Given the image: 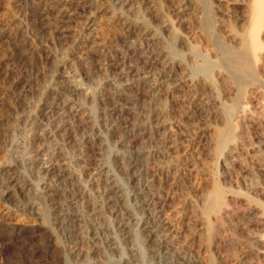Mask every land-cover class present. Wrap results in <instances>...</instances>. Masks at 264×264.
I'll list each match as a JSON object with an SVG mask.
<instances>
[{
  "label": "rangeland",
  "instance_id": "obj_1",
  "mask_svg": "<svg viewBox=\"0 0 264 264\" xmlns=\"http://www.w3.org/2000/svg\"><path fill=\"white\" fill-rule=\"evenodd\" d=\"M205 2L0 0V264H194L196 236L218 245L213 264L258 249L239 219L217 230L212 216L264 157V71L229 80L211 37H242L244 0Z\"/></svg>",
  "mask_w": 264,
  "mask_h": 264
},
{
  "label": "bare ground",
  "instance_id": "obj_2",
  "mask_svg": "<svg viewBox=\"0 0 264 264\" xmlns=\"http://www.w3.org/2000/svg\"><path fill=\"white\" fill-rule=\"evenodd\" d=\"M203 1V3L206 5V0H202ZM190 2V1H189ZM178 5V4H177ZM195 5V4H194ZM208 5V4H207ZM206 5V6H207ZM244 5H245V10H244V15L242 16V18H243V22H244V25H245V29H244V34L242 35H240V36H242L240 39H237L236 41H234V43H233V45L231 46V45H228V44H226L223 40H221V39H218V38H216V37H214L215 35H213L212 37H211V40H212V43H213V46H214V48H213V52L215 53V54H212L213 56L214 55H218V56H220L221 58V63L223 64V66H224V68L226 69V70H224V71H227L228 72V74H229V80L231 79L234 83H236V85H238L239 87L240 86H242L245 82H244V77H245V71H247V70H249L250 71V80L249 81H253L254 83H256V82H258V79H257V74H259L258 73V69H261L262 70V72L264 71V46H263V44L261 43V38L263 37V39H264V0H244ZM182 6H183V3L182 2H180L179 3V5H178V11L180 10V8H182ZM206 6H204L205 7V17H204V19H203V21H202V26H203V28L205 29V30H209V29H211L212 28V25H213V22H212V20H211V17L209 16V14H208V9H206ZM177 7V6H176ZM175 7V8H176ZM185 7V6H184ZM194 7V6H193ZM176 12V11H175ZM191 12V11H190ZM210 12H211V10H210ZM181 14H182V12H181ZM242 14V13H241ZM194 15H195V13H194ZM193 17V16H192ZM163 18V17H162ZM185 18V17H184ZM194 18V17H193ZM198 18V17H197ZM182 20H183V18H182ZM221 21V20H220ZM219 21V22H220ZM242 21V20H241ZM183 23H185L184 21H183ZM186 23H187V21H186ZM185 23V24H186ZM198 23V22H197ZM221 23V22H220ZM164 24V23H163ZM191 24V23H190ZM239 24V23H238ZM169 25V24H168ZM168 25H167V27H168ZM195 25H198V24H195ZM223 25V24H222ZM199 26V25H198ZM218 26H219V24H218ZM225 26V25H224ZM224 26H223V28H224ZM166 27V28H167ZM215 28H217V27H215ZM189 29V28H188ZM222 29V28H221ZM220 30V29H219ZM225 30V29H224ZM223 30V31H224ZM240 30H241V28H240ZM169 31H171V30H169ZM229 31V30H228ZM216 32V31H215ZM214 32V33H215ZM231 32V31H230ZM229 32V33H230ZM200 33V32H199ZM209 33V32H208ZM207 32H206V34H208ZM226 33V32H225ZM213 34V33H212ZM220 35V34H219ZM225 35V34H224ZM230 35V34H229ZM203 36V35H202ZM209 36V35H208ZM193 37V36H192ZM206 37V36H205ZM210 37V36H209ZM208 37V38H209ZM232 37V36H231ZM179 38H181V37H179ZM204 38V37H203ZM202 38V39H203ZM196 39H197V37H196ZM182 40H183V38H182ZM181 40V41H182ZM230 40H231V38H230ZM183 41H185V40H183ZM205 41V40H204ZM207 41V40H206ZM208 42V41H207ZM210 42V41H209ZM208 42V43H209ZM186 43V42H185ZM185 43H183V44H185ZM206 44V43H205ZM230 44V43H229ZM203 49V48H202ZM211 50V49H210ZM210 50H208V51H210ZM212 52V53H213ZM205 53H207V52H205ZM208 54V53H207ZM203 61V63L202 64H200L199 65V67L197 68V71H200V72H203V73H208L209 72V66H208V64H207V62L205 61V60H202ZM264 73V72H263ZM263 73H262V75H263ZM219 74V73H218ZM217 74V75H218ZM223 74V73H222ZM225 76V75H224ZM248 76V75H247ZM178 77V76H177ZM226 77V76H225ZM264 77V76H263ZM262 77V78H263ZM181 78V77H180ZM184 78V77H183ZM185 79V78H184ZM221 79V78H220ZM224 79V78H223ZM178 81H180V80H178ZM228 81V80H227ZM176 82V81H175ZM197 82V81H196ZM200 82V81H199ZM224 82V81H223ZM252 82V83H253ZM186 83V82H185ZM231 83V82H230ZM253 83V84H254ZM201 84H202V82H201ZM227 84V83H226ZM180 85V84H179ZM187 85V84H186ZM185 85V86H186ZM190 85V84H189ZM188 85V86H189ZM198 85V84H197ZM228 85V84H227ZM234 85V84H233ZM235 85V86H236ZM245 85V84H244ZM184 86V85H183ZM204 86V85H203ZM216 86V85H215ZM225 86V85H224ZM206 87H207V85H206ZM209 88H210V86H208ZM229 87V86H228ZM227 87V88H228ZM257 87V86H256ZM256 87H254V88H256ZM262 87V86H261ZM221 88V87H220ZM233 88V87H232ZM189 89H191L190 87H189ZM238 89V88H237ZM257 89V88H256ZM242 90V89H241ZM253 90V89H252ZM190 91V90H189ZM193 91V90H192ZM212 91V90H211ZM226 91V90H225ZM231 91V90H230ZM240 91V89L238 90V92ZM194 92V91H193ZM234 92V91H233ZM238 92H237V94H238ZM255 92H257V90L255 91ZM255 92H254V95H255ZM195 93V92H194ZM193 93V94H194ZM231 93V92H230ZM192 94V95H193ZM243 94V93H242ZM259 94H261V93H259ZM259 94H257L256 96H258ZM227 95V94H226ZM232 95V94H231ZM190 96V95H189ZM234 96V95H233ZM253 96V95H252ZM193 97V96H192ZM235 97H237V96H235ZM242 97V96H241ZM257 98V97H256ZM261 98V97H260ZM190 99V98H189ZM238 99V98H237ZM235 101V100H234ZM233 101V102H234ZM236 103V102H235ZM237 104V103H236ZM239 104H240V101H239ZM239 104H238V106H239ZM261 105H262V103H261ZM237 106V105H236ZM237 106V108H239ZM234 108V104H233V106H232V109ZM262 108H263V106H262ZM261 109V108H260ZM237 111H238V109H236ZM264 110V109H263ZM161 111V110H160ZM232 111V110H231ZM230 111V112H231ZM241 112H243V111H241ZM262 112V111H261ZM264 112V111H263ZM163 113V112H162ZM233 113H234V111H233ZM237 114V113H236ZM240 114V113H239ZM242 115H243V113H242ZM245 115V114H244ZM164 116V115H163ZM166 116H167V114H166ZM237 116V115H236ZM162 117V116H161ZM231 117V116H230ZM234 117V116H233ZM264 117V116H263ZM164 118H165V116H164ZM175 118V117H174ZM227 118V117H226ZM236 118V117H235ZM237 118H239L238 120V123H243L244 121H243V118L242 117H237ZM248 118V117H247ZM222 119V118H221ZM261 119V118H260ZM160 120H161V118H160ZM224 120H225V118H224ZM226 120H228V119H226ZM235 120V119H234ZM247 120H249V119H247ZM237 121V120H236ZM250 121V120H249ZM225 122V121H224ZM229 122V121H228ZM231 122V121H230ZM234 122V121H233ZM253 122V121H252ZM171 123H173V122H171ZM177 123V122H176ZM225 124V123H224ZM223 124V125H224ZM231 124V123H230ZM244 124V123H243ZM172 125V124H171ZM232 125V124H231ZM245 125V124H244ZM176 126V125H175ZM236 126H237V124H236ZM241 126V125H240ZM159 127V126H158ZM157 127V128H158ZM160 127H161V130L162 129H164V131H169L170 130V124H169V122L168 121H165V120H163V121H160ZM233 127H234V124H233ZM246 127V126H245ZM226 128H229V126L227 127L226 126ZM238 128H239V126H238ZM241 128H243V127H241ZM230 129H231V126H230ZM234 128H232V130H233ZM213 130V129H212ZM216 130V129H215ZM229 130V129H228ZM241 131H243L242 129H241ZM247 131V130H246ZM163 132V131H162ZM171 132V131H170ZM213 132V131H212ZM216 132H217V130H216ZM230 132H233V131H230ZM169 133V132H168ZM209 134V133H208ZM231 134V133H230ZM229 133H228V137H229V135H230ZM168 135V134H167ZM171 135V134H170ZM225 135V137H227ZM243 135V134H242ZM214 136H217L216 134L214 135ZM223 136H224V134H223ZM239 136H240V134H239ZM220 137V136H219ZM224 137V142H225V138ZM227 137V138H228ZM235 137V136H234ZM210 138V137H209ZM216 138V137H215ZM214 138V139H215ZM221 138V137H220ZM230 138V137H229ZM223 138H221L220 139V141L222 140ZM211 140V139H210ZM217 140V139H216ZM228 140V139H227ZM230 140H232L231 138L229 139V141ZM213 142V141H212ZM223 143V142H222ZM218 144V143H217ZM224 147H225V145H223ZM248 146V145H247ZM216 147V146H215ZM221 149V148H220ZM241 149V148H240ZM242 149H244V148H242ZM222 150V149H221ZM233 150V149H232ZM219 152H220V150H218ZM247 151V150H246ZM258 151V150H257ZM260 151V150H259ZM262 151V150H261ZM241 152V151H240ZM233 153V152H232ZM230 154H231V152H230ZM237 154V153H236ZM253 154V153H252ZM232 155H234V154H232ZM254 155V154H253ZM242 156V155H241ZM255 156V155H254ZM261 156V155H260ZM236 157V156H235ZM237 158L239 159V157L237 156ZM264 158V157H263ZM263 158H259V160H258V163L260 164V167L259 168H256L255 169V174L257 175L255 178H257L258 176H259V178L261 179V178H263L264 177V159ZM234 159V158H233ZM236 159V158H235ZM244 162V161H243ZM193 166V165H192ZM232 166V165H231ZM245 166H246V163H245ZM257 166V165H256ZM223 167H225V166H223ZM227 167V166H226ZM251 166H247L246 167V177H244V179H246V181H249V183H248V189H247V192H248V194H243V199L241 200V199H238V198H236V197H239L238 195L236 196V197H230L228 200H227V202H226V204H225V206L224 207H222V208H220L219 210H217L214 214H213V222H214V224L216 225V227H217V230L222 226V224L224 223L225 225H226V222L228 221H235V222H233V223H236V220L237 219H239L240 221H241V224H240V230L241 231H243V232H241V234L243 233V239L245 240V242H250V243H253V244H257L258 245V249L256 250V249H253L252 247H248V245L245 247V249H244V247H243V249H244V252H243V264H264V236L261 234V232H263L264 231V204H262L261 202L260 203H258L255 199H256V197H261V196H264V189H262V187L261 186H259V181H255L254 179V177H252L253 175H254V173L252 174V169L250 168ZM197 168V167H196ZM199 170V169H198ZM225 170V169H224ZM228 170V169H227ZM226 170V171H227ZM225 171V172H226ZM175 172V171H174ZM193 172V171H192ZM229 172V171H228ZM227 172V173H228ZM191 173V172H190ZM196 174V173H195ZM229 174V173H228ZM171 175V174H170ZM230 175V174H229ZM252 175V176H251ZM251 176V177H250ZM200 177V176H199ZM222 178V177H221ZM224 178V177H223ZM227 178V177H226ZM229 178V177H228ZM192 181H194V180H192ZM226 181V180H225ZM224 181V182H225ZM170 182V181H169ZM174 182H176V181H174ZM171 183V182H170ZM199 183V182H198ZM178 184V183H177ZM227 184V183H226ZM246 184V183H245ZM264 184V183H263ZM201 185V184H200ZM247 187V186H246ZM202 188V187H201ZM216 188V187H215ZM214 188V189H215ZM219 188H220V186H219ZM196 189V188H195ZM226 189H228L229 190V188L227 187ZM210 190H211V188H210ZM231 190V189H230ZM212 191V194H211V196L213 195V193L215 192V191H213V190H211ZM216 191H217V189H216ZM233 191V190H232ZM203 192V191H202ZM204 192H206V191H204ZM208 193L210 194V191H208ZM234 193V192H233ZM232 193V194H233ZM240 193V192H239ZM169 194V193H168ZM207 194V193H206ZM208 194V195H209ZM203 195H204V193H203ZM215 195L217 196V192L215 193ZM224 195H226V194H224ZM171 196V195H170ZM211 196L209 197V198H211ZM184 197V196H183ZM200 197H201V195H200ZM219 197V196H218ZM226 197V196H225ZM254 197H255V199H254ZM166 198V197H165ZM170 198V197H169ZM202 198V197H201ZM207 198V197H206ZM263 199V198H262ZM180 200V199H179ZM201 200V199H200ZM199 200V201H200ZM203 200V204H204V202L207 200H204V198L202 199ZM181 201V200H180ZM156 202V201H155ZM169 202V201H168ZM171 202V201H170ZM179 202V201H178ZM193 202V201H192ZM208 202V201H207ZM216 202H217V197H216ZM201 203H202V201H201ZM159 204V203H158ZM171 204V203H170ZM178 204V203H177ZM181 204V203H180ZM211 204V203H210ZM218 204V203H217ZM216 204V205H217ZM201 205V204H200ZM207 205H208V203H207ZM206 205V206H207ZM216 205H215V203H214V206L216 207ZM261 205H263V206H261ZM176 206V205H175ZM210 206H213V205H208V207H210ZM215 207H213V209H215ZM199 208V207H198ZM204 208H205V206H204ZM200 209V208H199ZM206 209V208H205ZM209 209V208H208ZM210 209H212V207L210 208ZM209 209V210H210ZM212 209V210H213ZM171 210V209H170ZM173 210V209H172ZM201 211H202V209H200ZM199 210V211H200ZM194 211H195V209H194ZM198 211V210H197ZM196 211V212H197ZM208 211V210H207ZM195 212V213H196ZM205 212V211H204ZM180 213V212H179ZM183 213V212H182ZM190 213V212H189ZM188 213V214H189ZM183 214H185V213H183ZM182 214V215H183ZM187 214V213H186ZM191 214H192V212H191ZM190 214V215H191ZM208 214V213H207ZM175 215V213H173V216ZM177 215H179V214H177ZM177 215H175V216H177ZM183 217V216H182ZM176 217H174V219H175ZM180 218V217H179ZM194 218V217H193ZM204 218H205V216H204ZM199 219L198 220V223H199V225L200 226H205L204 225V221L206 220V218L205 219ZM210 218V217H209ZM173 219V218H172ZM212 219V218H211ZM234 219H236V220H234ZM175 220H177V219H175ZM189 220V219H188ZM194 220V219H193ZM192 220V221H193ZM239 220H237L238 222H239ZM165 221V220H164ZM196 220H194V222H195ZM209 221V220H208ZM188 222V221H187ZM212 222V223H213ZM237 222V223H238ZM163 223V222H162ZM174 223V222H173ZM178 222L176 221V223H175V225L177 224ZM197 223V222H196ZM208 223V222H207ZM207 223H205L206 225H207ZM230 223V222H229ZM237 223L236 224H234V225H237ZM165 224H167L168 225V222L167 223H165ZM190 224V223H189ZM231 224V223H230ZM173 225V224H172ZM177 225H180V222L177 224ZM176 225V226H177ZM186 225V224H185ZM192 225V224H191ZM196 225V224H195ZM166 226V225H165ZM175 226V227H176ZM180 226H182V225H180ZM209 226V225H208ZM211 226H212V224H211ZM228 226H231V225H227V227ZM161 227V226H160ZM169 227V226H168ZM179 227V226H178ZM207 227V226H206ZM226 227V226H225ZM226 227V228H227ZM234 227V226H233ZM164 228V227H163ZM172 228V227H171ZM180 228V227H179ZM178 228V229H179ZM198 228V227H197ZM212 228V227H211ZM223 228V227H222ZM237 228V227H236ZM239 228H238V230H239ZM170 228H168V229H166L167 231L169 230ZM174 229V228H173ZM177 229V228H176ZM177 229V230H178ZM181 229V228H180ZM180 229L178 230V231H180ZM204 229V228H203ZM206 229V228H205ZM215 229V228H214ZM160 230V229H159ZM161 230H162V228H161ZM160 230V231H161ZM177 230H175V231H177ZM212 230V229H211ZM216 230V231H217ZM239 230V231H240ZM165 231V230H164ZM186 231V230H185ZM204 231V230H203ZM202 230L200 231V232H203ZM219 231H221V230H219ZM218 231V232H219ZM161 232H163V231H161ZM160 232V233H161ZM198 233H199V231H197ZM209 231H207V233H208ZM222 232H225V231H223L222 230ZM221 232V233H222ZM171 234H165L164 233V235H163V233L161 234V236H162V240H163V243H165V245L167 246V247H172V246H176V244L179 242L178 241V236H177V233L176 232H174V230H173V232H170ZM186 233V232H185ZM189 233V232H188ZM205 233V232H204ZM209 233H211V231L209 232ZM217 233V232H216ZM220 233V232H219ZM220 233V234H221ZM179 234V233H178ZM190 234V233H189ZM218 234V233H217ZM217 234L215 235V237L217 236ZM225 234V233H224ZM192 235H193V233H192ZM197 235V234H196ZM209 235V234H208ZM223 235V234H222ZM222 235H221V237H222ZM183 236V235H182ZM181 236V237H182ZM191 236V235H190ZM189 236V237H190ZM225 236V235H224ZM180 237V238H181ZM197 238H198V240L196 241L197 242V244H195V242H194V246L196 247V245H197V247L194 249L195 251H194V254L196 253V257H197V255H198V257H197V259H198V261H196L197 259H195V260H193V261H196L194 264H210L211 262H212V258H211V261H210V256L209 257H206L205 255L210 251V250H216V247L218 248V245H214L213 247H214V249H213V247L211 246L210 247V243L209 244H206L205 242H203V240L201 239V237L199 238L198 236H196ZM203 237V236H202ZM214 237V238H215ZM188 238V237H187ZM192 238V237H191ZM207 238V237H206ZM225 238V237H224ZM185 239V238H184ZM184 239H182V240H184ZM207 239H209V238H207ZM217 239H218V237H217ZM229 239V238H228ZM185 240H187V239H185ZM194 240V239H193ZM210 240V239H209ZM212 240H213V238H212ZM215 240V239H214ZM222 240V239H221ZM220 239H219V242L221 241ZM225 240V239H224ZM191 241V240H190ZM190 241H188V242H190ZM208 241V240H207ZM206 241V242H207ZM223 241V240H222ZM229 241H230V239H229ZM177 242V243H176ZM181 242V241H180ZM187 242V243H188ZM232 242V241H231ZM231 242H229V243H231ZM191 243V245L193 244L192 242H190ZM212 243H213V241H212ZM224 243V242H223ZM223 243H221L220 242V244L221 245H223ZM227 243H228V240H227ZM180 244V243H179ZM179 244H178V246H179ZM215 244H218V243H215ZM190 245V244H189ZM190 245V246H191ZM226 245V244H225ZM230 245V244H229ZM181 246H183V245H181ZM187 246H188V244H187ZM193 246V245H192ZM189 247V246H188ZM220 247V246H219ZM223 247V246H222ZM179 248H180V246H179ZM178 248V249H179ZM185 248V247H184ZM183 248V249H184ZM191 248V247H190ZM194 248V247H193ZM212 248V249H211ZM219 249V248H218ZM186 250V249H185ZM188 250V249H187ZM219 251V250H218ZM173 252H175V251H173ZM181 252V251H180ZM184 252V251H183ZM185 252H187V251H185ZM189 252H191L190 251V249H189ZM188 252V253H189ZM217 252V251H216ZM220 252V251H219ZM213 253H214V251H213ZM218 253V252H217ZM223 253V252H222ZM176 254V253H175ZM177 254H179V252L177 253ZM209 254V253H208ZM211 254V253H210ZM219 254V253H218ZM181 255V254H180ZM189 255H190V253H189ZM191 255H192V252H191ZM220 255V254H219ZM179 256V255H178ZM201 256H203V257H201ZM182 257H185V256H182ZM188 258V257H187ZM219 258V257H218ZM190 259V258H189ZM224 259V258H223ZM222 259V260H223ZM230 259V258H229ZM220 260H221V258H220ZM226 263V262H225ZM212 264H213V262H212Z\"/></svg>",
  "mask_w": 264,
  "mask_h": 264
}]
</instances>
